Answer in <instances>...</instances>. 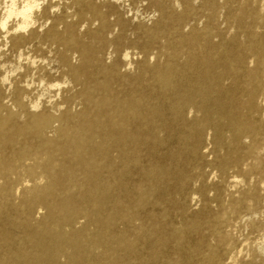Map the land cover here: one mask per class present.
Instances as JSON below:
<instances>
[{
  "label": "rangeland",
  "instance_id": "1",
  "mask_svg": "<svg viewBox=\"0 0 264 264\" xmlns=\"http://www.w3.org/2000/svg\"><path fill=\"white\" fill-rule=\"evenodd\" d=\"M49 1L53 4L48 5ZM212 1L216 8L209 16L204 0H44L45 11L22 32L26 36L30 29L34 30L31 39L16 49H9L8 45L4 48L0 42V65L6 66H0V80L4 82L0 83V104L10 103L11 91L17 86L31 91L23 97L27 111L57 114L65 106L72 111L82 108L79 93L83 82L73 80L62 61L65 55L72 66H78L79 49L67 48L53 40L49 31L53 26L58 33L65 34L68 24L79 43L96 48V61L113 70L111 85L116 93L142 95L147 103L160 107L163 118L158 124L159 142L145 140L138 144L137 160L129 163L115 187V195L123 204L133 203L138 186L150 190L146 202L136 209L135 220L118 218L111 227L113 234L124 235L130 244L128 249L113 254L119 261L117 264H264V86L257 88L256 106L246 116L244 102L251 94V71L256 63L253 53L246 48L249 40L244 28L233 19L240 1L264 14V0ZM160 2L167 7L163 13ZM91 7L101 13L106 28H100V19L92 15ZM187 8L190 13L185 15L183 11ZM206 27L211 31L214 51L226 50V57L232 62L239 54L237 43L244 44L243 61L219 76L218 85L204 102L195 98L194 107L186 110V122L182 123L172 116L168 108L171 96L160 93L148 67L167 60V43ZM148 31H154L155 36L150 37ZM253 39L264 45V23L254 27ZM188 47L186 43L180 47L175 64L184 63ZM193 47L197 52H206L209 45L198 40ZM91 71L94 79H103L95 64ZM257 74L264 79V65ZM49 83L59 86L50 89L46 87ZM64 97L71 99L55 108L53 103ZM36 100L40 104L34 109L31 101ZM216 101L225 114L234 113L245 121L246 131L254 126V133L247 131L232 139V129L213 113ZM24 119L22 113L17 121L22 123ZM201 119L206 126L194 143L193 131ZM4 147L7 151L8 146ZM153 167L161 172L158 180L145 175ZM107 176L103 172L101 178L113 184ZM18 178L28 180L22 174ZM43 213L44 209L36 208L32 227ZM104 219L97 227L105 228ZM19 222L9 208L2 211L0 259L13 258L20 250L31 252L25 239L27 230ZM85 223L80 217L74 225ZM140 224L151 229L149 236L138 232ZM97 227L91 226V230L96 231ZM6 234L8 241L3 239ZM96 252V259H87L83 264H104V259L110 257ZM232 259L234 263H230ZM59 264L74 263L63 255Z\"/></svg>",
  "mask_w": 264,
  "mask_h": 264
},
{
  "label": "bare ground",
  "instance_id": "2",
  "mask_svg": "<svg viewBox=\"0 0 264 264\" xmlns=\"http://www.w3.org/2000/svg\"><path fill=\"white\" fill-rule=\"evenodd\" d=\"M43 2L0 0V42L3 47L8 45L9 49H16L35 35L32 29L26 36L23 31L31 27L45 11L47 5L44 6ZM52 4L48 2V5ZM204 5L209 16H212L215 3L204 0ZM91 8L92 15L100 19V28H106L101 13ZM159 8L162 13L167 10L161 2ZM183 13L189 14L190 8L184 9ZM233 19L239 27L244 28L243 33L249 40L246 48L253 53L256 63L251 71V94L244 102L247 116L256 106L257 88L264 86V79H260L257 74L264 65V45L260 40L253 39L254 27L264 23V14L257 8L249 7L245 1H240ZM70 27L67 24L65 34L58 33L53 26L49 31L53 40L67 48L79 49L78 66H72L65 55L62 61L68 66L69 76L83 82L79 93L82 108L72 111L65 106L57 114L27 111L23 97L26 98L31 91L17 86H14L11 98H8L10 103L0 104V215L6 208L13 211L19 224L27 230L25 239L31 245V252L20 250L13 258L2 257L0 264H59V257L63 255L70 263L83 264L87 259H96L98 250L100 256H110L104 259V264H117L119 261L113 254L128 249L130 244L124 235L113 234L111 227L118 218L135 220L136 209L146 202L150 193L149 189L138 186L133 203L123 204L115 195V187L120 177L127 172L129 163L137 160L138 144L145 140L159 142L158 124L163 118L160 107L147 103V98L142 95L127 93L120 96L116 93L111 85L113 70L96 61V48L79 43ZM148 34L150 37L155 36L154 31H148ZM210 34V29L206 27L201 32L192 30L184 37L167 43V60L148 67L150 78L160 93L165 97L171 96L168 98V108L172 116L182 123L186 122V110L194 107L195 98L204 102L218 85L219 76L234 70L243 61L241 50L244 44L233 41L238 44L239 54L237 60L232 62L226 57V50L214 51ZM198 40L209 45L206 52L195 50L193 46ZM185 43L189 46L185 53L186 60L177 65L175 59L181 54L180 47ZM93 64L103 75L102 80L94 79L91 71ZM55 84L49 83L46 87L57 88L59 84ZM70 99L64 97L53 103V106L57 108ZM31 103L34 109L40 104L37 100ZM215 106V117L225 121L232 129V139H237L247 131L254 133V126L246 131L245 121H240L241 118L234 113L225 114L217 101ZM22 113L25 119L18 123L17 118ZM205 126L204 119H201L193 131L196 138L194 143ZM214 129L217 133L216 127ZM183 140L186 142L188 138L184 137ZM5 144L8 146L7 151H4ZM195 148L193 144L191 150ZM103 172L113 184L101 178ZM21 174L28 180L18 178ZM145 175L148 179L158 180L161 172L153 167L145 171ZM36 208L44 209V213L32 227ZM80 217L86 223L75 226L74 223ZM101 218H105V228L97 227ZM91 226L97 227L96 231L91 230ZM137 230L142 235L149 236L151 233L150 228L141 224ZM3 239L8 241V234ZM234 262L232 259L230 263Z\"/></svg>",
  "mask_w": 264,
  "mask_h": 264
}]
</instances>
